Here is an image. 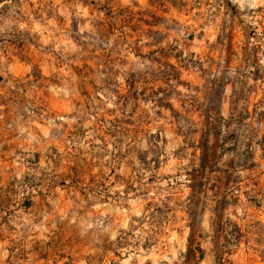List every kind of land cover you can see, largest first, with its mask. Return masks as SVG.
Instances as JSON below:
<instances>
[{"label":"rangeland","instance_id":"1","mask_svg":"<svg viewBox=\"0 0 264 264\" xmlns=\"http://www.w3.org/2000/svg\"><path fill=\"white\" fill-rule=\"evenodd\" d=\"M53 3L10 0L0 7V25L10 24V30L6 27L0 34V109L5 117L0 121V244L9 252L4 264H124L132 255L125 249L136 250L128 264H140L142 258L144 264H153V257H170L167 238L173 230L181 237L188 232L186 251L173 264H264V15L247 22L232 0H133L131 6L123 0H61L62 7H51ZM69 5L77 6L69 11L85 10L80 18L84 26L87 17L99 16L93 26L101 38L117 37L114 48L101 51L99 43L89 46L80 39L81 23L73 16L69 24L60 14ZM42 17L54 20L56 30L49 26L43 36L33 32L34 21ZM20 23L27 25L24 31ZM65 38L78 44L83 54L66 55ZM57 44L60 51L55 50ZM120 49L150 59L156 68L133 73L112 89L122 109L119 115L100 112L94 78L98 71L118 75L129 66ZM233 68L237 75L230 77ZM66 81L75 91L70 100L57 99L48 88L62 87ZM149 101L154 116L142 108ZM29 104L38 115L53 119L75 115L67 111L71 104L95 117V139L101 144L90 147L98 150L92 159L77 155L58 173L57 187L68 199L74 190L84 196L86 189H100L107 202L112 197L109 188L124 183L125 195L145 199L144 219L131 231L121 230L115 241L103 237L93 243L62 223L50 230L46 242L37 238L28 247L14 239L11 218L34 214L41 205L51 208L45 191L17 199L11 178L13 153L20 155V150L6 125L14 109ZM64 132L69 139L87 134L69 125ZM141 136L152 145L151 160L148 152L137 153L145 171L151 172L146 181L128 159L132 143ZM109 138L117 145L128 139L129 147L113 154L105 173L98 165ZM58 151L50 154L54 162ZM173 159L177 163L170 169ZM123 167L131 169L135 182L132 175H121ZM154 189L161 199L155 198ZM137 227L151 228L143 244L130 239ZM157 264L167 261L159 259Z\"/></svg>","mask_w":264,"mask_h":264},{"label":"clouds","instance_id":"2","mask_svg":"<svg viewBox=\"0 0 264 264\" xmlns=\"http://www.w3.org/2000/svg\"><path fill=\"white\" fill-rule=\"evenodd\" d=\"M132 2L133 0H123L124 5L127 6H131ZM232 2L240 6L241 12L244 13V18L247 22H253L260 15H264V13L260 12V9L264 8V0H232ZM6 3H10V0H4L3 3H0V7H3ZM56 6L62 7L61 0H54L51 7ZM75 7L77 6L69 5L68 8H63L60 14L68 19L69 24L72 23L73 16L77 22L81 23L79 38L87 42L89 46H95L99 43L102 45L101 51L107 52L113 49L117 37L101 38L97 27L93 26L95 21L100 19V17H87L88 25L84 26L80 18L84 16L85 10L79 7L74 12L69 11V8ZM49 26L53 30H56L54 20L42 17L41 20L34 21L32 31L38 32L43 36L49 31ZM6 27L10 30V24L0 25V34L6 32ZM18 27L20 31H24L27 25L20 23ZM85 33L87 35H84ZM180 34L183 35V33ZM147 39L145 37L141 43H146ZM62 43H64V53L66 55L73 53L83 54V49L78 44L73 43L72 40L65 38ZM55 50L60 51L59 44L56 45ZM120 51L128 58L129 66L120 69L118 75L98 71L94 78L95 85L100 92V100L96 102L102 104V107L99 109L100 112L112 110L119 115L122 109L118 102V96L112 89L117 84L124 85L133 73L138 76L150 73L156 68L150 59H141L135 53H131L125 49H120ZM228 75L230 77L236 76V68L231 69ZM72 80L75 81V77ZM110 80L114 81V83L109 84ZM48 90L57 99L63 100H70L75 91L67 81L62 87L49 86ZM230 90L231 86H229ZM142 108L147 109L151 115H155L151 101L142 104ZM67 111L76 114L57 116L53 119L46 115H38L33 106L29 104L21 109H14L15 115L11 122L6 125L8 130L15 134V139L18 142L17 147L20 150V155L13 153V171L11 173V178L15 181V186L19 193L17 199L30 196L33 192L45 191L47 204L51 205V208L43 205L38 206L34 210V214L24 215L20 213L11 218L10 224L14 226V239L16 241H23L28 247H31L33 241L37 238L41 242H46L49 238L50 230H56L58 225L62 223H67L68 226L75 229L81 238L89 237L91 242L98 243L99 239L103 237L115 241L121 235V230L124 232L131 231L133 224L138 225V221L144 219L143 205L145 199L137 196L135 193L125 195L126 185L124 183L118 184L115 188H109L108 191L112 193V197L107 202H105L106 192L100 189H86V195L84 196L76 195L74 190L72 199H68L67 193L60 187H57L58 173L62 174L77 155L92 159L93 152L98 149L91 148L90 144L93 142L96 145L101 144L99 140L95 139L96 129L94 125L96 124V119L91 113L83 110L82 107L77 108L74 104H71ZM4 119L2 109H0V121ZM64 125L75 126L76 128L82 127L87 130V134L83 138L73 137L69 139L65 135ZM155 130L154 126L152 131L154 132ZM166 135L171 136L170 133ZM128 147V139H125L122 145H117L115 140L109 138L107 147L103 149L106 154L99 160L98 168L103 169L107 173L108 168L104 166L105 163L107 162L111 165L113 154L118 150H125ZM56 148L59 151L55 154L54 162L50 159V154ZM132 148L133 151L128 156V159L134 162L136 170L143 175V179L146 181L151 172L145 171L142 162L137 158V153L148 152V159L151 160L152 155L149 150L152 148V145L146 137L141 136L132 143ZM176 163V160H171L170 169ZM184 163L186 164L187 161H184ZM57 165H59V168H57ZM121 175H132L133 182H135V176L130 168H121ZM179 179L187 182V178L184 176H181ZM33 185L36 187H33ZM163 194L166 195L167 193ZM153 195H155L157 200L161 199V195H157L155 189L153 190ZM147 198L152 199V196ZM134 217L138 218V220H134ZM34 220H39V223H34ZM204 231L206 234L210 231L207 216L204 217ZM37 232L39 233L38 237L35 235ZM150 233L151 228L145 231L144 228L137 227L134 236L130 237V239L133 240V243L139 240L143 244L145 239L150 236ZM187 235V231H185L183 237L178 235L177 231H171L167 238L170 257L167 253L161 257H153V264H157L159 259L167 261V264H173L174 261H177L180 252L186 251ZM125 251L132 252L128 260L133 259V256L136 254L135 249H125ZM155 251L156 249H153V252ZM8 256V250L3 244H0V264H4ZM128 260L124 264H128ZM80 264H84V261L81 260ZM140 264H144L143 258Z\"/></svg>","mask_w":264,"mask_h":264}]
</instances>
